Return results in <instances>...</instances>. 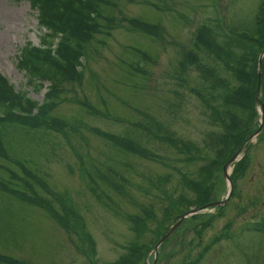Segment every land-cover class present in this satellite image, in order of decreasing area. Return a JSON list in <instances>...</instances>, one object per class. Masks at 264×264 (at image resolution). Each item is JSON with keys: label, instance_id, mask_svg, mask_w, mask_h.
<instances>
[{"label": "rangeland", "instance_id": "1", "mask_svg": "<svg viewBox=\"0 0 264 264\" xmlns=\"http://www.w3.org/2000/svg\"><path fill=\"white\" fill-rule=\"evenodd\" d=\"M262 1L174 0L167 2L166 6L172 7L170 11L155 10L150 6L155 0H141L132 5L121 2L125 17L161 26L162 39L153 41L124 28L112 31L99 55L84 61L81 84H65L63 102L49 115L76 125L78 133L39 130L43 136L33 133L31 139L13 133L10 136L12 147L7 146L13 148L17 159L27 161L28 167L39 175L52 193L68 200L67 206L75 212L74 217L80 219L94 247L86 254L88 243L81 235L65 230L46 211L0 192V254L27 264H91L90 257L97 264L108 263L123 252V246L132 238L125 214L134 215L145 205H152L157 222L151 223L148 229L151 232L157 229L162 206L159 203L166 195L181 193L189 197L186 188L178 185V173L188 171L193 174L196 166H186L182 156L169 144L146 138L132 124H150V117L154 123L161 124L159 135L201 146L203 138L213 133L207 123L205 108L190 91L199 87L201 78L196 69L189 68L182 76L183 82H178L174 76L177 61L183 51L191 48L197 26L218 22L224 31L233 27L248 30ZM44 32L38 25L37 12L26 0H0V74L16 92H26L28 98L39 104L46 89L35 92V86L28 84L26 74L17 69V61L25 43L39 45ZM132 47L153 58L152 64L142 65L144 76L129 75L121 63L133 60L125 49ZM263 60L264 53L256 72L254 132L242 143L237 154V161L246 158L244 169L236 174L233 184L234 163L225 166L232 185L230 196L219 209L207 207L193 213L191 216L197 222L190 221L188 216L178 223L158 246L155 256L152 249L147 254L146 264H185L226 224L230 238L216 243L200 264H264V235L248 229L250 224L264 219V106L260 90ZM216 65L219 69L220 65ZM44 86L46 88L47 83ZM85 102L99 114L86 108ZM95 130L131 138L153 154V158L124 156L110 147ZM0 164L6 162L0 161ZM124 164L130 167L126 168ZM97 168L102 173L108 168L120 173L125 178L123 185L127 195L120 197L105 187L93 175ZM163 175H169L168 181L160 185L150 183ZM229 181L221 170L216 174L208 189L213 202L224 198ZM93 187L102 194L101 201L97 200ZM156 187L158 190L154 189ZM38 194L52 199L41 189ZM105 202L116 212H112ZM53 205L57 212L64 214L58 203ZM201 222L205 227L198 236L194 231H199ZM143 240L149 244L154 240L153 233H147Z\"/></svg>", "mask_w": 264, "mask_h": 264}, {"label": "trees", "instance_id": "2", "mask_svg": "<svg viewBox=\"0 0 264 264\" xmlns=\"http://www.w3.org/2000/svg\"><path fill=\"white\" fill-rule=\"evenodd\" d=\"M26 1L31 9L37 12L38 25L45 32L40 38L39 45L26 42L20 49L17 69L26 74L28 84L35 86V92L46 89V93L42 103L39 104L38 101L28 98L26 92H16L8 80L0 74V161L6 162V164H0V192L46 211L65 230L81 235L83 241L88 243L89 251L86 254H89L94 243L90 235L86 233L80 219L74 217L75 212L67 206L68 200L62 195L52 193L39 175L28 167L25 159L16 158L13 148L7 147H12L10 136L13 133L23 134L27 139H31L33 133L37 135L41 133L43 136L44 133L38 132L39 130L65 134L67 131L73 134L78 133L76 125H70L49 116L63 102L65 84H81L84 61L91 56L99 55L112 31L124 28L155 41L162 39L163 29L157 23H149L135 17L127 18L122 14L121 2L132 5L141 0ZM173 1L155 0V3H150V6L157 11H170L172 7L166 5L167 2ZM125 49L133 59L129 63L121 62L127 69V73L144 76L145 71L142 65L152 64L153 58L137 48ZM263 49L264 0L258 5L253 16V23L248 30L233 27L224 31L218 22L196 27L192 35L191 48L181 53L174 76L177 77L178 82L182 83V76L189 68L197 70L201 84L197 89H190V91L205 108L207 123L212 127L213 133L206 135L202 145L197 146L194 142H183L170 136L159 135L161 124L154 123L150 117L146 116L150 124H132V127L146 138L159 139L169 144L178 155L182 156L186 166H196L193 174L188 171L178 173V185L185 187L186 193L190 196L187 197L181 193L178 196L166 195L159 203L160 206L162 205L159 209V227L152 232L148 228L151 223L157 222L155 207L145 205L137 214H125V221L132 233V238L123 246V252L114 261L101 264H146L147 254L168 226L173 225L181 215L200 211L214 201L208 196L210 182L254 132L257 58ZM216 64L220 65L219 69ZM261 66L263 74L260 90L261 102L264 106V60ZM45 83H47L46 88ZM84 106L90 108L94 114H99L86 102ZM95 132L116 152L124 156L153 158V154L147 152L131 138L116 137L97 130ZM244 146L246 143L243 144ZM245 158L246 156L234 163L232 184L236 174L243 171ZM93 175H96L112 193L120 197L127 195L123 185L125 178L112 168H108L105 173L97 168ZM93 175L89 174V177ZM168 176H160L157 181L151 180L150 183L163 184L165 180L168 181ZM91 181L96 186L93 178ZM40 189L52 199L38 194ZM154 189L158 190V187ZM93 192L97 200L101 201L102 194H98L94 187ZM104 198L110 202L105 196ZM54 202L61 206L64 214L56 211ZM105 205L112 212H116L107 203ZM188 218L190 221L197 222L194 216ZM76 223L79 226H76ZM199 226H201L199 231H194L198 236L205 227L202 222ZM248 229L253 233L264 235V219L250 224ZM228 231L229 226L226 224L219 233L202 244L195 255L185 261V264H200L216 243L230 238ZM147 233L151 235L153 233L154 237L149 244L143 240ZM90 261L91 264H97L91 257ZM0 264L27 263L0 254Z\"/></svg>", "mask_w": 264, "mask_h": 264}, {"label": "water", "instance_id": "3", "mask_svg": "<svg viewBox=\"0 0 264 264\" xmlns=\"http://www.w3.org/2000/svg\"><path fill=\"white\" fill-rule=\"evenodd\" d=\"M264 53V50L261 52V54L259 55L258 57V60H257V65L260 61V58L262 56V54ZM260 118H261V123H263V113H262V106H261V112H260ZM238 153V152H237ZM237 153H235L230 159L229 161L226 163V165H230L232 164L233 162H236L238 157H237ZM225 165V166H226ZM223 166L222 168V174H223V177L225 179H227L229 181V179L227 178V174H226V167ZM231 188H232V185L230 183V181L228 182V190L225 194V197L222 199V200H219L217 202H214V203H210L208 204L207 206L208 207H214V206H221L225 203V201L228 199V197L230 196V193H231ZM190 215L191 213H186V214H183L179 217V219L173 224L171 225L170 227H168L165 232L161 235V237L159 238V240L157 241V243L154 245L153 249H152V252H153V255L155 256L156 254V251H157V248L158 246L165 240V238L170 234V232L176 227V225L178 223H180L187 215Z\"/></svg>", "mask_w": 264, "mask_h": 264}]
</instances>
